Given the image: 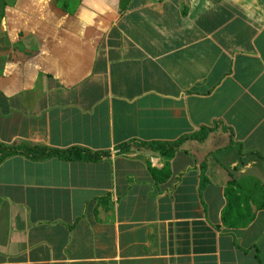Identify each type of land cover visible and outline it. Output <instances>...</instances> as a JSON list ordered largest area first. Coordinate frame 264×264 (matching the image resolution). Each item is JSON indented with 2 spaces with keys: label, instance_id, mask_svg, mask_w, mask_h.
Listing matches in <instances>:
<instances>
[{
  "label": "crops",
  "instance_id": "0c3cea01",
  "mask_svg": "<svg viewBox=\"0 0 264 264\" xmlns=\"http://www.w3.org/2000/svg\"><path fill=\"white\" fill-rule=\"evenodd\" d=\"M0 144L103 154L0 161V264H264V0H0Z\"/></svg>",
  "mask_w": 264,
  "mask_h": 264
},
{
  "label": "trees",
  "instance_id": "16d2710c",
  "mask_svg": "<svg viewBox=\"0 0 264 264\" xmlns=\"http://www.w3.org/2000/svg\"><path fill=\"white\" fill-rule=\"evenodd\" d=\"M208 133V130H203L202 134H199L198 137H193L198 141H202L206 134ZM186 138H183L181 141L185 140ZM180 143V142H179ZM175 145H178L175 144ZM173 147L170 146V150ZM154 150H157V148H154ZM25 154L29 156L33 160H44L52 157L59 158L64 161H95L100 156H103V154H92L86 150L82 149H69L65 151H58V150H51V149H41V148H29V147H7L0 144V161L4 159L7 156H11L14 154ZM206 180H204L203 183H201L200 188H202L206 184ZM230 192L234 195H229ZM225 199H226V206L225 209L222 212V218L221 222L223 225L231 228L234 227V225L231 222V219L229 215L231 214V209L235 207V204L240 202V200H245L248 202L250 199L245 197L241 190L237 187V185L233 182H230L227 184V187L225 188ZM244 201V202H245ZM252 220V217L249 218L245 222H240L239 226L244 227L246 226L250 221ZM238 223V222H237Z\"/></svg>",
  "mask_w": 264,
  "mask_h": 264
}]
</instances>
